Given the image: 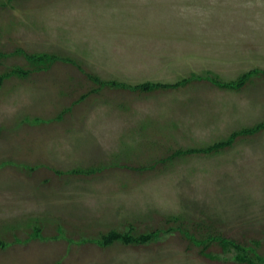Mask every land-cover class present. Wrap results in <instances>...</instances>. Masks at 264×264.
Returning <instances> with one entry per match:
<instances>
[{
	"label": "rangeland",
	"instance_id": "1",
	"mask_svg": "<svg viewBox=\"0 0 264 264\" xmlns=\"http://www.w3.org/2000/svg\"><path fill=\"white\" fill-rule=\"evenodd\" d=\"M0 264H264V0H0Z\"/></svg>",
	"mask_w": 264,
	"mask_h": 264
},
{
	"label": "trees",
	"instance_id": "2",
	"mask_svg": "<svg viewBox=\"0 0 264 264\" xmlns=\"http://www.w3.org/2000/svg\"><path fill=\"white\" fill-rule=\"evenodd\" d=\"M119 238H123L125 242H130L132 241V238L131 236L129 235H125V234H121L117 231H112L109 235H108V238L106 239V242H110L112 240H115V239H119Z\"/></svg>",
	"mask_w": 264,
	"mask_h": 264
},
{
	"label": "crops",
	"instance_id": "3",
	"mask_svg": "<svg viewBox=\"0 0 264 264\" xmlns=\"http://www.w3.org/2000/svg\"><path fill=\"white\" fill-rule=\"evenodd\" d=\"M19 6H17L16 8V10L18 11V12H21L22 11V9H20V8H18ZM21 14H23L22 12H21Z\"/></svg>",
	"mask_w": 264,
	"mask_h": 264
}]
</instances>
